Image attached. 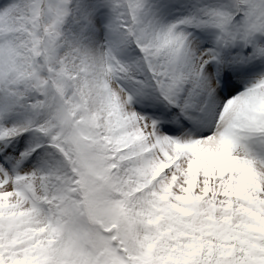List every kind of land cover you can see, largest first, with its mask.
Returning a JSON list of instances; mask_svg holds the SVG:
<instances>
[{
	"label": "snow or ice",
	"instance_id": "6c2138e0",
	"mask_svg": "<svg viewBox=\"0 0 264 264\" xmlns=\"http://www.w3.org/2000/svg\"><path fill=\"white\" fill-rule=\"evenodd\" d=\"M0 264H264V0H0Z\"/></svg>",
	"mask_w": 264,
	"mask_h": 264
}]
</instances>
